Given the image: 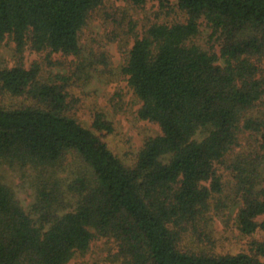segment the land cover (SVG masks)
<instances>
[{
    "label": "trees",
    "instance_id": "obj_1",
    "mask_svg": "<svg viewBox=\"0 0 264 264\" xmlns=\"http://www.w3.org/2000/svg\"><path fill=\"white\" fill-rule=\"evenodd\" d=\"M104 1L0 0V42L11 36L18 52L29 46L78 55L79 32ZM128 1L141 6L147 0ZM176 5L185 21L148 27L121 69L141 101L138 118L160 129L132 167L112 153L103 134L68 114L67 85L41 81L36 63L0 69V90L30 102L0 105V159L55 167L73 153L89 170L69 186L79 196L74 210L58 213L64 203L55 183L34 205L37 219L0 181V264H66L97 237L112 238L125 264H264V240L252 242V254L193 253L180 245L222 193L218 166L226 164L240 132L256 134L264 154V113L258 111L264 104V0ZM201 18L219 34V57L187 44ZM92 128L112 131L101 115ZM244 164H229L241 188L237 228L244 235L264 233V219L257 220L264 216V186L255 190L253 170Z\"/></svg>",
    "mask_w": 264,
    "mask_h": 264
},
{
    "label": "rangeland",
    "instance_id": "obj_2",
    "mask_svg": "<svg viewBox=\"0 0 264 264\" xmlns=\"http://www.w3.org/2000/svg\"><path fill=\"white\" fill-rule=\"evenodd\" d=\"M184 21L185 14L178 9L176 0H162V3L160 0H147L141 6L128 0H105L79 32L81 52L78 55L49 50L36 52L29 46L18 52L12 37L5 36L0 42V69L11 68L19 61L25 67L36 63L40 66L41 81L67 85L68 114L82 126L103 134L112 153L125 166L132 167L145 140L158 135L160 129L157 124L138 118L141 101L129 87L127 77L121 71L122 66L135 38L141 37L148 27ZM187 44L196 45L219 57L221 39L204 18L199 20L198 33ZM218 63L223 65V59L219 58ZM22 101L28 102L0 90V105L14 107ZM258 111L264 113V104L259 106ZM97 115L111 124V132H99L92 128ZM225 158L226 164L218 166L223 191L211 199L205 220L183 234L180 245L184 251L214 255L252 254V242L264 240L261 231L244 235L237 228L241 188L235 177L237 172L229 167L235 161H247L244 165L253 170L248 174L254 179L255 190L264 186V154L259 151L256 134L240 132L237 145ZM88 172L85 164L73 153H69L55 167L23 166L0 159V181L11 188L20 206L33 219L38 218L34 205L40 194L50 190L55 183L60 188L64 203L58 213L74 210L79 196L69 186ZM263 219L264 216L257 218L258 221ZM259 259L264 262L263 257ZM66 264L125 263L118 256L117 245L112 238L97 237L90 243L87 252L76 254Z\"/></svg>",
    "mask_w": 264,
    "mask_h": 264
}]
</instances>
